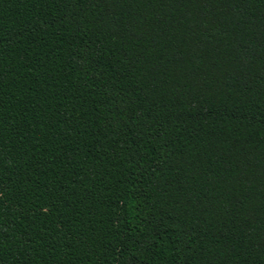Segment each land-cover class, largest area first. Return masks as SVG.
<instances>
[{
    "label": "trees",
    "instance_id": "obj_1",
    "mask_svg": "<svg viewBox=\"0 0 264 264\" xmlns=\"http://www.w3.org/2000/svg\"><path fill=\"white\" fill-rule=\"evenodd\" d=\"M0 264H264V0H0Z\"/></svg>",
    "mask_w": 264,
    "mask_h": 264
}]
</instances>
